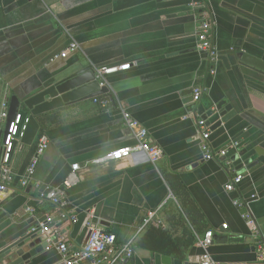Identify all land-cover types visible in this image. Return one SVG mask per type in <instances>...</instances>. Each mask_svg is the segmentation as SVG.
<instances>
[{"label": "crops", "instance_id": "crops-1", "mask_svg": "<svg viewBox=\"0 0 264 264\" xmlns=\"http://www.w3.org/2000/svg\"><path fill=\"white\" fill-rule=\"evenodd\" d=\"M202 13L211 23L218 57H225L226 64L210 63L207 54L197 51ZM72 44L75 53L55 59ZM238 53L264 62V0H0V103L5 95L27 99L68 69L130 65L106 77L115 105L107 106L102 95L99 103L92 99L62 108L58 125L40 131L31 146L16 148L8 166L10 180L0 192V224L11 220L0 235V249L7 238L40 229L36 218L43 214L56 218L54 224L70 249L83 246L89 221L112 234L114 251L104 254L106 264H163L164 256L170 264H199L205 256L220 264H264V156L254 152L264 151V75L240 66ZM194 87H200L202 96L191 111L193 103L187 102ZM222 101L236 115L211 132L208 143L214 153L231 143L239 146L226 158L205 161L195 116ZM124 111L162 151L155 164L131 159L94 163L137 144L123 124ZM41 135L48 146L32 179L22 186ZM243 151L247 158L256 156L250 170H238L240 161H233ZM75 164L79 168L72 171ZM238 174L243 175L241 183L227 192L225 186ZM70 175L74 179L64 191L65 205L41 197ZM166 176L177 178L199 209V231L206 227L205 233H213L206 251L196 242L183 260L137 246L150 226L180 237L182 222L172 218L174 212L192 230ZM27 208L34 209L32 215ZM244 215L255 224L263 257ZM52 239L29 264L60 261ZM129 243L131 258L117 260Z\"/></svg>", "mask_w": 264, "mask_h": 264}, {"label": "built area", "instance_id": "built-area-1", "mask_svg": "<svg viewBox=\"0 0 264 264\" xmlns=\"http://www.w3.org/2000/svg\"><path fill=\"white\" fill-rule=\"evenodd\" d=\"M212 26L207 19L205 13L201 14L200 22L196 30V48L197 51L203 54H207L208 60L210 63H215L218 60V52L212 44ZM77 50L76 45L72 44L70 47L58 54L55 59H65L68 55L75 53ZM130 67L129 64L122 65L119 67H99L94 68L95 80L98 82L99 87L107 86L106 77L117 74L120 71H126ZM192 103L198 104L200 102L202 91L200 87H194L191 92ZM102 104V103H101ZM8 102L7 96L5 95L3 100L0 103V192L6 191V186L4 181L10 180V173L8 172V166L12 159V155L15 152L16 148L21 144V139L24 136L27 125L29 123V118L26 117L22 120L21 115H16L14 120L10 123L7 128L8 123ZM196 118V130L198 135V144L199 149L202 153V158L205 161H211L217 157L226 158L230 151L236 150L238 148V143H231L226 146L224 149L219 150L218 152H213L208 143L210 137V126L206 124V121L200 118V116H195ZM122 119L124 126L130 131L131 135L137 141V144L134 147H125L117 149L97 160L94 161L95 164H103L106 162H117L123 159H131L134 163L148 162L155 164L162 158V151L154 144H151L148 141L147 131L127 112H122ZM14 144H16L15 149ZM48 146V141L45 136H39L33 155L31 157L30 163L22 177L21 184L22 186L28 185L29 181L32 179L35 167L38 163L40 156L44 153L45 149ZM79 166L77 164L72 166V171L78 170ZM243 175H235L229 184L225 186L227 192H232L237 185L242 181ZM74 175L67 176L62 182L61 187H55L49 189L45 195L41 197L46 198L54 205L59 207L65 205L64 191L66 188L70 187ZM251 198H254L252 196ZM234 206H239L240 204L237 201L233 202ZM34 209L27 208L26 213L32 215ZM247 225L252 230V239L255 244H257V250L260 257L262 255V249L257 237V230L252 219L248 215H244ZM73 220H76L73 218ZM50 227V237L52 241L55 240L57 252L60 255V261L56 264H106L103 260L104 254H112L114 251L115 237L112 234L104 232L101 228L94 226L92 222L86 223V228L89 229V237L80 249H70L65 242V238L59 232V229L54 224L53 220L47 219L46 224L41 225V233L46 234L49 232ZM227 226L222 225V230H226ZM213 233L208 231L204 236L199 239L197 242L199 246L206 251V249L212 243ZM130 243L122 250L117 253L116 259L120 261H125L132 256ZM111 264V263H107ZM199 264H220L212 261L208 256H205L201 259Z\"/></svg>", "mask_w": 264, "mask_h": 264}, {"label": "water", "instance_id": "water-1", "mask_svg": "<svg viewBox=\"0 0 264 264\" xmlns=\"http://www.w3.org/2000/svg\"><path fill=\"white\" fill-rule=\"evenodd\" d=\"M235 57L240 66L247 67L264 75V62L242 53L236 54ZM218 60L225 64L227 62L225 57H218ZM108 93L109 88L107 86L99 87L98 82L95 80L94 68L90 65L80 67L76 70L68 69L52 77L41 90L27 99L20 101L14 95H11L7 99V128L16 115H21L22 120L28 117L29 123L21 139V144L29 147L34 143L36 136L40 132V126L37 121L38 117L54 111H59L62 108L72 106L78 102L92 99L96 100L98 97ZM191 102L192 96L187 103L191 104ZM195 105H191V111L194 110ZM235 115L236 112L232 110V107L222 101L215 104L210 111L200 116V118L205 120L206 124L210 126V131L214 132L222 128L223 125L229 122ZM211 119L213 123H211ZM15 147L16 144H14L13 150ZM254 152L256 156H264V151L261 148H255ZM246 156L247 152L243 151L233 157L234 162L240 161L237 166L238 170H243V168L250 170L254 166L253 162L256 156H250L248 158ZM244 158L245 160H243ZM36 219L39 221V224H46L47 217L43 214L38 215ZM32 222L33 220L30 221V224ZM9 225H11V220H7L0 224V235ZM89 234L90 232L84 244ZM50 235V227L49 232L43 234L37 226L30 232L19 235L16 239L11 237L7 238L10 239V241H6L5 239L6 243L3 240L4 245L0 249V264H29L31 258L42 253L50 246L51 242L48 241ZM161 259L163 264H170L169 257L164 256Z\"/></svg>", "mask_w": 264, "mask_h": 264}, {"label": "trees", "instance_id": "trees-1", "mask_svg": "<svg viewBox=\"0 0 264 264\" xmlns=\"http://www.w3.org/2000/svg\"><path fill=\"white\" fill-rule=\"evenodd\" d=\"M103 98L104 102L107 103V106L115 105V100L110 93L105 94ZM99 100L96 99V102L99 103ZM60 120L61 115L58 111L37 118L41 132L47 130L50 126L58 125L61 122ZM41 132H39V134H41ZM166 180L178 199L180 207L192 225V230L189 229L188 226L183 225L185 222L182 215L179 212H174L172 218L176 219L179 223L182 222L180 237H175L169 229L150 226L146 233L137 241V246L152 253L168 255L173 259L183 260L189 248H191L205 233L206 227L200 232L199 228L195 225V220L200 217V211L195 205H193L189 199L188 193L178 179L166 176Z\"/></svg>", "mask_w": 264, "mask_h": 264}]
</instances>
